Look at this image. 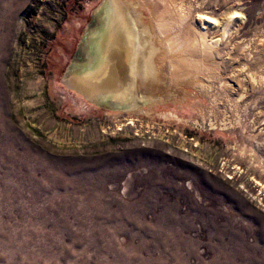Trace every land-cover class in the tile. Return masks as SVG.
I'll return each mask as SVG.
<instances>
[{"label":"rangeland","instance_id":"1","mask_svg":"<svg viewBox=\"0 0 264 264\" xmlns=\"http://www.w3.org/2000/svg\"><path fill=\"white\" fill-rule=\"evenodd\" d=\"M101 2L0 0V264H264V81L245 79L264 75V0H186L209 38L242 14L219 47L234 89L214 81L213 114L201 95L206 120L171 102L115 113L63 85Z\"/></svg>","mask_w":264,"mask_h":264},{"label":"bare ground","instance_id":"2","mask_svg":"<svg viewBox=\"0 0 264 264\" xmlns=\"http://www.w3.org/2000/svg\"><path fill=\"white\" fill-rule=\"evenodd\" d=\"M110 7L102 0L96 8L94 25L84 31L78 54L62 77L63 85L87 103L138 116L150 115L171 102L178 110L184 105L199 110L198 116L206 120L201 95L209 96L210 101L214 81L223 91L234 89L233 84L221 79L219 47L228 39L233 19L242 16L241 12L235 9L228 13L217 26V37L209 38L207 28L215 20L198 14L196 25L190 22L192 9L186 0H116L111 17ZM245 79L247 84L262 83L264 75L248 73ZM217 100L210 101L207 114H213ZM156 114L177 123L190 120L172 112ZM208 120L214 126L213 120ZM220 121L225 129L239 124L237 119L230 121L227 117Z\"/></svg>","mask_w":264,"mask_h":264},{"label":"snow or ice","instance_id":"3","mask_svg":"<svg viewBox=\"0 0 264 264\" xmlns=\"http://www.w3.org/2000/svg\"><path fill=\"white\" fill-rule=\"evenodd\" d=\"M106 2L111 6L109 9L110 17L115 15V3L116 0H106Z\"/></svg>","mask_w":264,"mask_h":264},{"label":"water","instance_id":"4","mask_svg":"<svg viewBox=\"0 0 264 264\" xmlns=\"http://www.w3.org/2000/svg\"><path fill=\"white\" fill-rule=\"evenodd\" d=\"M94 21H95V19H94V15H93V18H92V23H90L89 25H88V27H92L93 25H94ZM87 27V28H88ZM78 52V51H77ZM78 54V53H77Z\"/></svg>","mask_w":264,"mask_h":264}]
</instances>
